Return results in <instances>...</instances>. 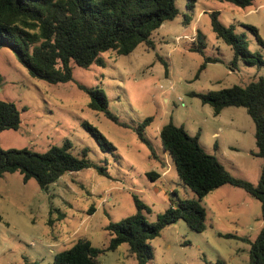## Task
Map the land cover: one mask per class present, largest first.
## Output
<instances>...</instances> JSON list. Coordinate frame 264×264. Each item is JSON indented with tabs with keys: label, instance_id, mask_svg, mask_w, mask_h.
Returning <instances> with one entry per match:
<instances>
[{
	"label": "rangeland",
	"instance_id": "374dc122",
	"mask_svg": "<svg viewBox=\"0 0 264 264\" xmlns=\"http://www.w3.org/2000/svg\"><path fill=\"white\" fill-rule=\"evenodd\" d=\"M189 1L177 0L179 15L153 33L154 49L140 44L127 56L106 52L104 66L84 69L74 65L73 80L68 83L32 78L9 46L0 48V100L14 103L22 117L18 131L0 135L2 148L44 153L70 141L75 155L82 157L86 149L87 158L108 172V176L95 169L67 173L48 191L35 179L25 183L19 172L3 175L0 264H52L57 253L82 238L94 247H107V226L134 215L136 200L147 206L143 214L153 223L179 200L196 199L163 149L160 132L170 122L198 136L205 151L215 155L234 177L258 183L263 160L256 155V127L246 109L230 107L216 116L211 106L192 94L246 86L264 77V67L239 63L231 70L234 52L216 36L210 17L220 12V22L243 37L252 52L264 56V49L247 28L256 27L264 40V0L246 9L217 0H197L190 10ZM187 15L191 20L185 25ZM198 30L205 36L203 53L194 50L192 38L197 39ZM206 58L222 62L208 63L196 78ZM80 86L103 90L109 110L129 127L90 108L91 98ZM149 118L152 121L144 128L142 141L136 129ZM83 123L96 127L114 149H102ZM152 172L161 177L151 181ZM201 204L207 212L206 229L196 232L183 220L167 227L150 242L154 258L147 264H250V243L263 228L260 201L242 188L224 185ZM92 207L95 211L90 213ZM227 234L239 239L227 238ZM128 247L124 244L103 254L100 264H138Z\"/></svg>",
	"mask_w": 264,
	"mask_h": 264
},
{
	"label": "trees",
	"instance_id": "16d2710c",
	"mask_svg": "<svg viewBox=\"0 0 264 264\" xmlns=\"http://www.w3.org/2000/svg\"><path fill=\"white\" fill-rule=\"evenodd\" d=\"M217 1L246 9L256 0ZM196 2L190 0L187 8L192 9ZM178 15L177 0H0V48L9 46L32 78L49 84L68 83L73 80L74 65L84 69L93 65L104 66L103 54L106 52L127 56L140 44L154 49L153 33ZM219 15L220 12L210 14L212 29L234 52L231 70L235 71L239 63L264 67V56L252 52L243 37L220 22ZM190 20L188 15L185 16L184 24L188 25ZM247 28L264 49V40L258 29L254 26ZM194 44V50L203 53L206 43L200 30ZM219 62H222L219 58H206L196 78L208 63ZM163 64L168 74V65ZM2 82L0 73V88ZM80 88L90 96V108L104 112L121 126L129 127L109 110L103 90ZM192 96L211 106L216 116L230 107L246 109L256 127V155L263 160L258 183L234 177L215 155L205 151L198 136L193 137L183 126L170 122L160 132L163 149L173 161L180 181L194 192L196 199L179 200L153 223L148 222L143 214L147 206L136 200L137 212L134 215L107 226L110 235L107 247H94L91 241L82 238L73 247L57 253L52 264H100L103 254L116 251L124 244L129 246V255L135 256L138 264H147L154 258L150 242L167 227L183 220L196 232L206 229L207 212L201 202L213 190L224 185L242 188L260 201L263 228L257 239L250 243V264H264V77L246 86L235 85L206 94L193 93ZM151 121L152 118L147 119L144 126L136 129L142 141H145L143 130ZM21 125L22 117L17 106L0 100V135L7 130L18 131ZM83 126L94 135L102 149H114L96 127L89 123H83ZM84 169H95L108 176L106 168L87 158L86 149L82 157L75 155L70 141L52 146L44 153L27 148L5 150L0 143V178L7 173L19 172L25 183L35 179L42 190L48 191L65 174ZM160 177L156 172L149 174L151 181ZM94 211L92 207L90 213ZM3 220L0 215V224ZM225 237L239 239L233 234Z\"/></svg>",
	"mask_w": 264,
	"mask_h": 264
},
{
	"label": "built area",
	"instance_id": "2783aa9c",
	"mask_svg": "<svg viewBox=\"0 0 264 264\" xmlns=\"http://www.w3.org/2000/svg\"><path fill=\"white\" fill-rule=\"evenodd\" d=\"M192 40H194V41H195V38L193 37V38H192Z\"/></svg>",
	"mask_w": 264,
	"mask_h": 264
},
{
	"label": "crops",
	"instance_id": "0c3cea01",
	"mask_svg": "<svg viewBox=\"0 0 264 264\" xmlns=\"http://www.w3.org/2000/svg\"><path fill=\"white\" fill-rule=\"evenodd\" d=\"M215 136H218V134L216 133Z\"/></svg>",
	"mask_w": 264,
	"mask_h": 264
}]
</instances>
